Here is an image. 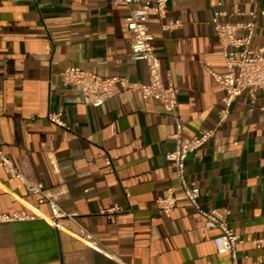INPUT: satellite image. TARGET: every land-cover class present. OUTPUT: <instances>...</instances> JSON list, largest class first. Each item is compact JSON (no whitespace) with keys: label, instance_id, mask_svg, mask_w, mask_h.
<instances>
[{"label":"crops","instance_id":"obj_1","mask_svg":"<svg viewBox=\"0 0 264 264\" xmlns=\"http://www.w3.org/2000/svg\"><path fill=\"white\" fill-rule=\"evenodd\" d=\"M114 1L0 0V150L63 210L77 213L54 230L43 219L48 206L0 166V215L32 217L0 223V264H230L215 253L218 230H198L203 219L165 161L175 123L161 103L123 93L87 107L80 90L58 75L79 67L148 81L145 63L129 57L127 8ZM262 9L264 0H167L166 18L149 20L161 77L178 89L183 136L212 129L221 106L223 91L209 73L225 72L213 12H225L221 22L234 24ZM170 21L181 26L162 31ZM255 26L250 49L263 52L264 16ZM255 96L253 108L247 94L237 98L185 168L198 183L203 209L229 211L226 221L244 241L236 248L243 264H264V98ZM53 112L62 113L68 129L47 120ZM170 187L176 204L167 217L156 200ZM114 207L120 212L108 214ZM83 230L101 250L76 237Z\"/></svg>","mask_w":264,"mask_h":264},{"label":"built area","instance_id":"obj_2","mask_svg":"<svg viewBox=\"0 0 264 264\" xmlns=\"http://www.w3.org/2000/svg\"><path fill=\"white\" fill-rule=\"evenodd\" d=\"M115 5L125 6L127 16L123 21V28L129 41V57L134 62H144L148 71L146 83L132 82L124 77H100L79 67H67L58 75L64 85L72 86L80 90L83 104L87 107H96L104 104L109 99L133 93L143 100L153 99L161 103L165 111L173 118L175 131L170 136L174 147L165 155V161L174 172L177 186L195 213L202 217V224L197 228L202 235L212 229L218 230V234L212 238L215 253L219 256H228L230 264H243V259L237 255V246L244 243L240 235L235 233L228 225L226 217L227 209L205 210L201 207L199 199L200 189L196 181L188 180L185 174L186 160L190 155L195 156L212 137L215 129L228 117L232 104L247 94L245 99L250 108L255 107V92H262L264 98V51L256 52L250 49L255 36V21L258 16H264V9L258 13L249 12V21L245 23H223L221 19L226 16L223 11H214L211 24L214 34L221 45L225 63V72L220 74L209 71L213 80L223 91L221 106L217 111V121L212 129L199 131L197 135L187 138L183 136L182 124L178 115L177 94L178 89L170 80H163L160 74V61L153 46V36L149 31L148 22L151 18L163 21L167 14V0H115ZM180 21H170L161 24L162 31L177 29ZM243 32L242 35L239 33ZM264 112V105L259 107ZM47 120L56 127L68 129L63 120L62 113L53 112L47 114ZM107 164L110 161L106 160ZM0 166L7 175L18 179L30 195L39 197V204H46L49 215L43 218L48 225L56 231L64 229L62 222L74 220L77 213L63 210L55 198L48 194L47 189L40 182L29 181L24 172L18 169L13 162L0 150ZM176 200L174 188L167 189L164 196L156 200L157 211L169 216L175 208ZM108 214L120 212L119 207L107 211ZM31 216L26 213H12L0 215L1 222L25 221ZM83 236L76 235L86 245L101 250V246L87 231L83 230ZM261 240L255 241L256 247H260Z\"/></svg>","mask_w":264,"mask_h":264}]
</instances>
